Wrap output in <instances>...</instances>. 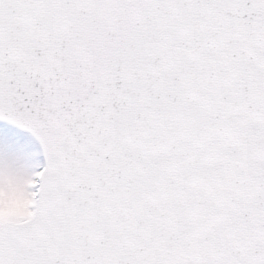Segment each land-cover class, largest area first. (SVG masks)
Wrapping results in <instances>:
<instances>
[{"label":"snow or ice","instance_id":"snow-or-ice-1","mask_svg":"<svg viewBox=\"0 0 264 264\" xmlns=\"http://www.w3.org/2000/svg\"><path fill=\"white\" fill-rule=\"evenodd\" d=\"M0 264H264V0H0Z\"/></svg>","mask_w":264,"mask_h":264}]
</instances>
